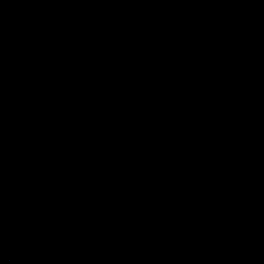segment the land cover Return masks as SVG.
Listing matches in <instances>:
<instances>
[{"label": "water", "instance_id": "water-1", "mask_svg": "<svg viewBox=\"0 0 264 264\" xmlns=\"http://www.w3.org/2000/svg\"><path fill=\"white\" fill-rule=\"evenodd\" d=\"M0 264H264V0H0Z\"/></svg>", "mask_w": 264, "mask_h": 264}]
</instances>
